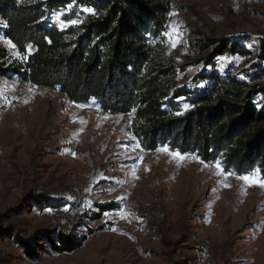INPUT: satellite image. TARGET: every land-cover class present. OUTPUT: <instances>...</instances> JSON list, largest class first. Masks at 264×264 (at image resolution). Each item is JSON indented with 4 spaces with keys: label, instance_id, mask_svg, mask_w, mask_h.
<instances>
[{
    "label": "rangeland",
    "instance_id": "obj_1",
    "mask_svg": "<svg viewBox=\"0 0 264 264\" xmlns=\"http://www.w3.org/2000/svg\"><path fill=\"white\" fill-rule=\"evenodd\" d=\"M232 1L174 0L162 50L176 67L177 88H205L210 80L198 83L201 72L249 80L253 65L264 68V0H243L239 13ZM72 9L68 3L53 14L60 27L94 12ZM3 24L0 18L7 62L24 64ZM202 36L230 39L250 53L205 66L194 45ZM0 92V264H264V187L239 178L264 179L259 173L226 172L220 162L166 146L147 151L132 130L135 111L73 103L17 76L0 75ZM106 203L114 207L102 212ZM62 233L86 239L58 253L46 236ZM26 239L40 258L25 255Z\"/></svg>",
    "mask_w": 264,
    "mask_h": 264
},
{
    "label": "trees",
    "instance_id": "obj_2",
    "mask_svg": "<svg viewBox=\"0 0 264 264\" xmlns=\"http://www.w3.org/2000/svg\"><path fill=\"white\" fill-rule=\"evenodd\" d=\"M68 3L72 15L80 6L94 12L82 23L60 27L53 14ZM173 6L174 0H0L1 31L25 56L24 64H9L0 47V75L57 89L73 103L97 101L110 113L135 110L132 130L147 151L166 146L220 162L226 172L264 178V68L253 65L249 80L201 72L198 83L210 80L205 88H177L176 67L162 50ZM194 45L203 53L200 62L211 68L222 55L250 53L227 38L202 36ZM180 99L191 107L185 110ZM85 239L46 236L58 253L75 251ZM31 240L20 245L28 258L38 259Z\"/></svg>",
    "mask_w": 264,
    "mask_h": 264
},
{
    "label": "snow or ice",
    "instance_id": "obj_3",
    "mask_svg": "<svg viewBox=\"0 0 264 264\" xmlns=\"http://www.w3.org/2000/svg\"><path fill=\"white\" fill-rule=\"evenodd\" d=\"M86 11H91V9H86ZM57 19H59V17ZM68 23L76 24V23H78V21H69ZM61 26H64L63 22H61ZM165 35H169V34L165 33ZM9 43L11 44V41H9ZM173 46H175V44H173ZM12 47H15V45H12ZM0 96H3L2 92H0ZM4 99H5L6 103H10V101L7 100V97H4ZM79 107H83V105H79ZM133 111H135V110H133ZM161 151H167V149H161ZM172 155L178 156V154H176V153H172ZM180 159H183V157H180ZM217 167H219V165H217ZM132 174H133V176H135V171H133ZM239 178L246 181L249 184H259L261 187H264V179H258V178H254L252 176H242ZM121 199H122V197H121ZM120 215L123 218L126 215H131V213L121 212Z\"/></svg>",
    "mask_w": 264,
    "mask_h": 264
},
{
    "label": "built area",
    "instance_id": "obj_4",
    "mask_svg": "<svg viewBox=\"0 0 264 264\" xmlns=\"http://www.w3.org/2000/svg\"><path fill=\"white\" fill-rule=\"evenodd\" d=\"M242 4H243V0H233L230 4L231 10L235 13H239Z\"/></svg>",
    "mask_w": 264,
    "mask_h": 264
}]
</instances>
